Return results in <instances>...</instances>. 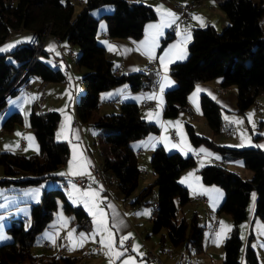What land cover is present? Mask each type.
Here are the masks:
<instances>
[{
    "label": "trees",
    "instance_id": "16d2710c",
    "mask_svg": "<svg viewBox=\"0 0 264 264\" xmlns=\"http://www.w3.org/2000/svg\"><path fill=\"white\" fill-rule=\"evenodd\" d=\"M218 1L229 22L221 29L211 23L194 26L188 57L173 62L170 67L178 83L165 91L166 116H176L188 108L189 92L202 80L220 78L221 85L236 86L239 111L257 103L264 94V0ZM104 3H112L114 9L101 16L94 15L92 9ZM156 16L154 6L137 0H86L84 8L76 13L73 0H0V44L18 29L37 31L35 41H19L7 51L15 61L7 60V52L0 53V108L5 106L6 91L19 71L26 67L29 69L24 80L34 74H40L44 81L68 78L63 68L40 57L44 50L29 65L35 55L39 35L46 32L66 37L80 46L77 63L87 67V71L82 75L85 88L78 97L76 111L84 122L89 121L93 111L99 107L101 91L125 81L138 88L143 85L144 76H147V85L155 84L158 73L152 70L118 72L116 64L107 55L106 46L97 40L96 33L100 18L105 17L110 36L139 37L144 32L145 22ZM15 83L10 89L12 93L19 89L15 88ZM200 101L207 121L219 132L224 125L220 104L207 93L201 94ZM60 118L61 113L56 109H31L29 119L39 149L31 153L0 151V164L4 169L0 183L13 181L21 186L39 183L54 175L53 171L68 160L69 142L55 136ZM22 120L23 114L13 110L5 118L3 127L11 130ZM95 124L108 128L106 139L112 146L100 163L103 175L111 172L122 192L129 195L138 186L142 173L138 154L130 142L151 131H158L160 125L142 117L139 104L134 100H124L118 111L101 114ZM186 124L195 144L204 142L227 157L239 156L253 171L251 176L245 177L217 162L206 163L199 168L205 182L216 183L225 191L217 211L228 212L233 218L232 229L224 241L221 264H240L243 241L239 226L248 217L253 192H256L255 213L264 219V149L260 146L221 144L213 137L198 133L191 122ZM125 145L126 149L123 148ZM151 163L155 178L138 191L133 203L143 202L157 186V199L151 215L153 230L166 227L174 248L202 252L205 226L200 222L198 212L194 211L189 218L185 215L179 218L177 214L179 206L192 199L188 187L178 180V176L182 169L196 163L195 156L191 153L185 155L180 150L168 151L163 144H158L151 153ZM60 199L64 201V210L72 214V221L78 229H91L90 214L83 205L70 201L64 187H44L41 199L32 202L30 226H26L23 219L8 225L12 239L0 244V264H77L79 257L63 250H46L38 254L33 251L37 233L52 220ZM253 236L251 229L245 247L246 264H259L258 253L251 244Z\"/></svg>",
    "mask_w": 264,
    "mask_h": 264
},
{
    "label": "crops",
    "instance_id": "0c3cea01",
    "mask_svg": "<svg viewBox=\"0 0 264 264\" xmlns=\"http://www.w3.org/2000/svg\"><path fill=\"white\" fill-rule=\"evenodd\" d=\"M137 1L151 4L157 11V16L155 18L149 19L145 22L144 32L141 36L113 37L108 34L106 29L107 25L105 24H103L101 31H99L98 26L96 36L97 40L106 46L107 55L116 64L118 72L152 70L158 73L156 83L147 85V76H144L143 85L138 88L132 87L130 82L125 81L101 91L100 95L103 96L106 104L97 108L96 115L99 117L103 113L118 111L120 104L124 100L137 101L139 104L140 115L148 120L157 122L160 125L158 131H151L145 136L131 140L130 145L137 154L145 151L152 153L153 149L158 144H163L167 149L174 148L183 153L188 152V154H193L196 158V162L198 161L200 164L199 168L206 163L215 162V158L227 159L224 164L229 162L230 158L222 152L217 153V150L204 142L195 144L189 135L186 124L187 121L194 125L196 131L197 124L201 122L202 131L199 133L213 137L221 144L228 146H260L264 149V94L261 95L257 103L252 104L245 111H239L237 108V87L234 85H221L220 78L198 81L189 92L188 109L180 111L176 116H166L164 114L165 91L167 88L178 83V78L170 72V67L173 62L188 57V45L192 39L194 26H204L211 23L218 29H221L229 22V17L221 8L219 1ZM179 3H194V5L188 7L186 11H182L179 8ZM85 4L77 7L75 5V11L78 12L82 10ZM111 9L112 6L105 5L100 7L99 5L94 7L92 12L97 16L98 14L104 13L103 11ZM163 9H170L177 14L179 18L175 23H170V19L167 17L162 18ZM160 24L165 26L159 29V34H156L155 29H149L148 27L149 25ZM262 28L264 29V20L262 21ZM189 35L190 38H186ZM154 36L155 40L153 46ZM36 37L37 31L18 29L11 37L0 44V49L7 44L16 45L19 41L33 42ZM7 51L8 49L4 52ZM79 52L80 47L76 43L71 42L66 37L60 38L50 34L46 39V47L40 57L54 66L63 68L67 72L68 78L64 81H44L40 74H34L30 78L32 82L30 88L26 90H23L24 88H19L17 90H22L24 92L21 94V101H27V107L37 108L36 104L42 93V87H44V104L37 109H56L60 111L61 118L55 136L58 139H66L69 142L70 154L68 160L63 164H60L53 171L54 175L50 176L56 177L55 179L57 180L47 178V182L56 181L57 185L64 187L70 201L71 199L73 201L76 200L75 202L77 203L75 204L83 205L90 214L92 222L89 231L78 229L76 223L72 221L70 213L65 210L66 214L60 212L58 216L59 218L56 220L52 219L44 228L47 229L45 232L46 236H43L41 239V246L44 248V251H46L47 248L43 246L42 240L46 239L50 241L52 245L53 243L55 245V248L52 249L54 251L51 252L63 250L71 255L78 256L79 259L86 256V259H88V257L90 259V261L85 260L89 264H123V262L129 257L133 258L134 264H158L160 261L165 264H171L176 258L183 257V255L188 256L193 261V264H221L224 258V241L233 225V221L231 218L228 220L227 217H224L225 220L223 222L222 214L217 211L225 193L220 192L218 188H212L213 186L211 185L214 183H210L208 186L206 184L200 185L201 188L206 189L202 191L204 193L200 194H203L208 198L207 205L209 206H205V210L217 211L219 212V215H215V212L213 214L211 213V226L207 232V237H205L204 227V250L197 253L183 247L179 249L174 248L168 235V228L163 227L159 231L153 230L151 219L153 210L150 208L145 207L144 209L139 208L137 210L132 205H123L122 201L125 203V199L123 200V192L121 193L117 190L116 195V193L113 194L111 191L113 189L110 188V183L114 182L116 179L112 173L105 174L100 180L91 174L92 163L100 164L101 161H97L93 151L94 143H96L93 133H95L96 130L94 128L91 129L89 138L88 133L90 131V126L78 117L76 111L78 97L85 88L82 75L87 71V67L81 66L77 63ZM162 58L164 63H161ZM165 77H167V81L165 80ZM202 93H207L220 104L224 126L228 125L225 127L229 128L231 125L232 127L229 134H225L222 131L216 132L205 118L203 112H197L198 119L196 120L189 118V113L193 112L194 109L201 108L199 97L201 98ZM116 97L120 98L118 102L112 103L109 101ZM72 98H74V109L71 108ZM145 100L150 102L146 103ZM3 116L4 112H1L0 151L12 150L31 153L39 149V143L34 133L30 128L25 127L24 125L16 123L11 130H8L11 131V133L8 134L10 135L9 139H4L3 130L5 128L3 129V124H1ZM249 117L251 118L249 119ZM23 123H25L24 120ZM173 131H175V135H173ZM219 133L224 135H219ZM21 136L25 137L26 142L24 143L23 148L18 150L17 147ZM29 137H31V139H29ZM201 149L205 151H201ZM235 159H239L237 165H239L240 170L246 172L247 177L251 176L252 173L247 172L245 168H242L244 167L242 158H232V161H236ZM3 172L4 169H0V177L4 176ZM181 173L182 170L179 174L181 175ZM76 176H83L86 183L79 182ZM149 179L141 180L140 177L136 189L139 191L144 185L151 182V179L148 181ZM20 188H22V192L26 194V197H23V199H26L27 201H31L34 196L40 195L42 190L41 186H20ZM212 189H214V194ZM215 190L217 192H215ZM85 192L95 193V196L83 197L82 194ZM207 192L209 194H207ZM196 193V198L198 200L199 192ZM12 195V202L16 203L18 201H23L21 197L14 196L16 193ZM128 196L129 195L125 194V197ZM184 205L179 206L177 213L179 218L183 215L188 217L184 211ZM255 205L256 192H253L248 205L247 220L245 219L240 224L243 232V235H241L243 244L240 253V264H246L245 247L248 241L249 231L252 229L255 235L254 225L258 218V215L255 213ZM101 209L104 213L103 219L112 232V241L114 244L113 251L123 252V255L119 259L115 257L113 252L109 251V249L105 248L99 242L101 235L96 234V221L99 217L94 216L93 213L98 212V210ZM182 210L184 213H182V216H179ZM194 211L198 212L200 220L202 217L201 211L199 209H194ZM12 212L14 213V211ZM140 212L143 214V217L140 215ZM203 213H205L204 210ZM191 215L189 217H191ZM204 216L206 221L203 223L200 220V222L205 226V223H207V217L205 214ZM61 217H63V222L61 221ZM68 220L70 221L68 222ZM120 221H122V224L119 223ZM215 222L217 223L216 228L213 227ZM81 233L85 234V239L83 241L80 239ZM103 235L107 236V233H104ZM93 236H95L94 239ZM124 236H128L129 238L126 239L121 246L119 241L121 237ZM0 237H2L0 238V244L4 243V241L11 240V237H4V235H1ZM131 237H133L132 240H130ZM261 244H263L261 246H263L264 251V243ZM95 245L102 247V254L94 249ZM65 247H67L68 250H66ZM180 251H183L182 253L184 254ZM194 254H196L195 257L193 256ZM258 256L259 264H264V254H258Z\"/></svg>",
    "mask_w": 264,
    "mask_h": 264
},
{
    "label": "rangeland",
    "instance_id": "374dc122",
    "mask_svg": "<svg viewBox=\"0 0 264 264\" xmlns=\"http://www.w3.org/2000/svg\"><path fill=\"white\" fill-rule=\"evenodd\" d=\"M73 1H74V4L76 5V7L77 6H83L86 3V1L85 2H81L79 0H73ZM105 5L112 6V9L111 10H105L106 12L112 11L114 9V5L112 3H104V4H101L100 7L101 6H105ZM105 11H103V12H105ZM75 13H76V11H75ZM101 14H98L97 16H100ZM103 24L107 25V20H106L105 17H102L100 19L99 31L102 30ZM9 45H11V47H7ZM9 45L8 44L4 45L2 49L10 50V49H12L15 46V44H9ZM4 51H6V50H4ZM6 57H7V60H9V61H13V60L15 61V58L13 57V55L11 53L7 52V56ZM42 89H43V87H42ZM23 90H26V89H23ZM22 93H24L22 90H19L16 93H12V92L8 93L5 106L3 108H0V113L4 112V116L2 118L1 124H3L5 118L8 116V114L11 111L19 110L23 114V120H24L25 123H23V120H22L20 122H17V124L24 125L25 127L30 128L31 131L34 133V135L36 137V134H35L33 128L31 127L30 119H29V113H30L32 108L27 107V101H21V97H22L21 94ZM44 94H45V91H43V95L42 96L40 94V98H38V101H37V104H36L37 108L43 106V104H44ZM41 98H43V102H42ZM41 102H42V104H41ZM199 102H200V97H199ZM73 104H74V98L71 99V108L72 109H74ZM103 104H106V102H105L103 96L100 95V105L99 106H102ZM197 105H198V103H197ZM186 109H188V108H186ZM197 112H201L202 113V108L199 107V109H194L193 112L188 114L189 118L190 119H195V120L198 119V113ZM96 113H97V109H95L93 111V114H92L90 120L85 122V123H87L88 126H90L89 127L90 131L88 133L89 138H90V134H91V129L94 128L96 130V132L93 133V137H94V139L96 141V143H94L93 151L95 153L97 161L98 162H100V161L102 162L104 153H106V151L108 149H110L112 146L107 142V139H106V132L108 131V128L95 124V122L98 120V116L96 115ZM225 126H228V125H225ZM225 126L222 125L220 131H222L225 134H229L230 132L227 131V128ZM2 127H3V125H2ZM3 129H4V127H3ZM197 131H198V133L199 132L201 133V131H202L201 122H199L197 124ZM3 133H4V137H5L4 139L8 140L9 137H10V135H8V134H10L11 131H8V129H4ZM219 135H224V134L219 133ZM94 139H93V141H94ZM123 148L126 149L127 146L125 145V146H123ZM167 150L168 151H173V150H178V149L168 148ZM22 153H25V152H22ZM217 153H220V151L217 150ZM184 154L188 155V152H184ZM229 158H230V161L227 162L226 165L231 170L238 171L239 173H241L243 176L246 177L247 173L243 172L242 170H240L239 165H237V162L239 161V159H235L236 161H232V158H234V156H229ZM235 158H240V157L239 156H235ZM138 162H139L140 167L142 168V173L140 175L141 180L149 179V178L151 179V181L154 180L155 173H154V170L152 168V163H151V152H146L145 151L143 153H139L138 154ZM98 165H100V164H98ZM199 165L200 164L197 161L193 165H190V166L182 169V173H181V175L179 174L178 180L184 186L189 187L188 189H189V192H190V194L192 196L191 201L188 202L186 205H184V211L186 212L188 217L191 215V213L194 211V209H199L201 211V215H202L200 220L204 223L206 221L204 214L206 215L207 223H205L206 224L205 225V237H207V232L209 231L210 226H211L210 225L211 213L213 214L215 212L216 213L215 215L218 216L219 212L214 211V210H210V209H209L210 211H208V210L206 211L205 210V206H209V205H207V203L202 202L199 198H198V200L196 198V195H197L196 192H199L198 194H200V193H204L202 191L206 190L204 188H201L200 185L201 184H206L208 186V184H210V183H205V181L202 179V173H201V171L199 169ZM242 168H245L247 170V172L253 173V171L250 168L246 167L245 165ZM0 169H3V165L2 164H0ZM108 173H111V172H108ZM3 174H4V172H3ZM102 174H103V172H102V169L100 168V175H101L100 177H104V175L107 174V173L105 172L104 175H102ZM17 175H14V176H17ZM49 178L57 180V179H55L56 177H48V179ZM150 179L148 181H150ZM46 182H47V178L42 180L39 183L29 184L27 186H41L42 190H43L44 187H55V186H57V184H56L57 182L56 181L47 182V183ZM20 186L21 185L15 183L13 181L9 182V183H0V236L4 235V237H11V239H12V233L10 231H8V229H7L8 225L12 221H20L21 219H23L26 226H30V224H31V206H32V202H36V201H39L41 199L42 190H41V194L40 195H36V196H34L32 198L31 201H27L26 199H23V197H26V194L22 192V188H20ZM27 186L24 185L22 187H27ZM211 186H213L212 188H218V190H220V192H224L225 193L223 187H221L220 185L214 183ZM110 188L113 189V190H111L113 194L116 193V195H117V190H118V192L122 193V191L118 188L117 179H115L114 182L110 183ZM3 191H5V192H3ZM137 191H138L137 189L133 190L129 194L128 197H125V194L122 193L123 194V200L125 199V203L122 201L123 205L124 204L132 205L137 210L139 208L144 209L145 207H148L151 210H153L154 209V205H155V201L157 199L158 187L155 186L153 191L145 198V200L143 202L133 203L132 201L134 200L135 196L137 195V193H138ZM212 192L214 194V189H212ZM215 192H217V191L215 190ZM14 193H16V195H14V196L21 197L23 199V201L22 202L18 201L16 203L12 202V197H13L12 194H14ZM6 194H8V195H6ZM207 194H209V193L207 192ZM75 201H73L71 199V202L77 203ZM63 205H64V201L60 199L59 200V206L56 209V211L54 213V216L52 218L53 220H56V219L59 218L58 216H59L60 212H62V214H66V212L63 209ZM203 210H204L205 213H203ZM12 211H14V213ZM182 213H184L183 210L180 212L179 216H182ZM220 213L223 216V218H222L223 222L225 220L224 217H227L228 220L231 218V220L233 221L232 215L230 213L225 212V211H222ZM140 215L143 217V214L141 212H140ZM71 218H72V214H71ZM61 221L63 222V217H61ZM69 221L70 220H68V222ZM213 227L216 228L214 226V224H213ZM231 229H232V226H231ZM231 229H230V231H231ZM46 230L47 229H43L42 231L37 233L36 240H35V245L33 246V251L35 253H37V254L38 253H42L44 251V248L41 246V239H42L43 236H46L45 235ZM240 230H241V225L239 226V231ZM230 231H229V233H230ZM254 231H255V235L252 238V246L256 249L258 254H260V255L264 254L263 246H261V245H263L261 243H264V219L262 217H260V216H258L257 221H256V223L254 225ZM240 234L243 235L242 230L240 231ZM43 246L46 247L47 250L49 249L51 251H54L52 249L55 248L54 243H53V247H47L45 245H43ZM193 256L195 257L196 254H194ZM83 258H84V260L90 261V260L86 259V256L80 258L78 261H81Z\"/></svg>",
    "mask_w": 264,
    "mask_h": 264
},
{
    "label": "snow or ice",
    "instance_id": "6c2138e0",
    "mask_svg": "<svg viewBox=\"0 0 264 264\" xmlns=\"http://www.w3.org/2000/svg\"><path fill=\"white\" fill-rule=\"evenodd\" d=\"M161 8H162V6H161ZM163 17L169 18L170 19V23H175V21L179 18L177 16V14L174 13V12H172L170 9H163V16H162V18ZM164 26L165 25L160 24V25H149L148 27H149V29H155L156 30V34H159V29L162 28V27H164ZM186 38H190V35L188 37H186ZM154 40H155V36L153 37V46H154ZM7 47H11V45H9ZM109 47H111V46H109ZM173 47H176V46H173ZM4 50H6V49H0V51H4ZM149 54H150V52H149ZM161 63H164L163 58L161 59ZM165 80L167 81V77H165ZM250 118L251 117H249V119ZM29 139H31V137H29ZM201 151H205V150L201 149ZM82 196L83 197L95 196V193L85 192V193L82 194ZM86 206H87V202H86ZM93 215L99 217L97 219V221H96V223H97L96 234L101 235V239H100L99 242L105 248L109 249V251L113 252V254L115 255V257L117 259H119L123 255V252H121V251H113L114 244H113V241H112V232H111L110 228L108 227L107 223L105 222V220L103 219V216H104L103 210L102 209L101 210H98V212H94ZM114 216H115V213H114ZM119 223L122 224V221H120ZM104 233H107V236H104L103 235ZM0 238H2V237H0ZM94 238H95V236H93V239ZM128 238H129L128 236L121 237V239L119 241L120 245L122 246L124 244V241L126 239H128ZM80 239H81V241H83L85 239V234L84 233H81L80 234ZM137 248H138V246H137ZM133 250H136V249H133ZM123 264H134V260H133L132 257H129L127 260H125L123 262Z\"/></svg>",
    "mask_w": 264,
    "mask_h": 264
},
{
    "label": "built area",
    "instance_id": "2783aa9c",
    "mask_svg": "<svg viewBox=\"0 0 264 264\" xmlns=\"http://www.w3.org/2000/svg\"><path fill=\"white\" fill-rule=\"evenodd\" d=\"M79 1H81V2H85L86 0H79ZM192 5H194V3H190V4L179 3V8H180V10H182V11H186V10L188 9V7H190V6H192ZM49 35H50V33L40 34L35 44H40V48H41V47H46V39H47V37H48ZM22 73H23V70H20L19 73H18V75H17V77H16L15 80L12 82V84L10 85V87L8 88V90H7L6 92H10V89H11V88H14V82H15L17 79H20V74H22ZM29 86H30V84H24V89H28ZM43 90H44V88L42 89V93H41V95L43 94ZM119 100H120V98H119V97H116V98H112V99H110L109 101H113L114 103H116V102H118ZM145 101H146V103H149V102H150V101H148V100H145ZM229 129H231V125L229 126ZM173 135H175V131H173ZM25 142H26V141H25V137H24V136H21V137H20V142H19L18 147H17L18 150H20V149L23 148ZM226 161H227V159H225V158H222V159H217V158H215V162H217V163H225ZM91 174L94 175L98 180H100V178H99V169H98V168L95 166V164H93V163H92V165H91ZM76 178H77V180H78L79 182H81V183H86V180H85V178H84L83 176H76ZM198 197H199L204 203H207V202H208V198H207L205 195H203V194H198ZM214 226L216 227V222L214 223ZM132 238H133V237H131L130 240H132ZM44 241H48V240L43 239V240H42V243H44ZM65 249L68 250L67 247H65ZM95 250L98 251L100 254L103 253V249H102L101 246H95ZM50 251H51V250H50ZM180 252L182 253L183 251H180ZM88 260H90L89 257H88ZM87 264H88V263H87ZM158 264H165V263L159 262ZM171 264H182V257L176 258V259L173 261V263H171ZM192 264H193V261H192Z\"/></svg>",
    "mask_w": 264,
    "mask_h": 264
},
{
    "label": "bare ground",
    "instance_id": "6f19581e",
    "mask_svg": "<svg viewBox=\"0 0 264 264\" xmlns=\"http://www.w3.org/2000/svg\"><path fill=\"white\" fill-rule=\"evenodd\" d=\"M46 33H48V32H46ZM36 45V50H35V55H33L34 57L33 58H31V60H30V62H29V65L30 64H33L36 60H37V58L41 55V53H42V51L44 50V48L45 47H41L40 48V44H35ZM28 67H26L25 69H24V71H23V73L22 74H20V79H18V80H16L17 81V83H15V88H24V84H30V86H29V88L32 86V83H31V79H29V77H28V79L27 80H24L25 78H24V75L25 74H28L27 72H28ZM31 78V77H30ZM44 88V87H43ZM44 91V90H43ZM8 93H10V92H8ZM43 95V94H42ZM41 95V96H42ZM41 100H42V102H43V98H41ZM41 102V103H42ZM110 102H112V103H114L113 101H110ZM225 131V130H224ZM227 131H229V132H231V129H229V128H227ZM95 166L99 169V178L101 179V178H103V177H100L101 175H100V166L98 165V164H95ZM103 175V174H102ZM216 226H217V223H216ZM44 245L45 246H47V247H52V245H51V243L49 242V241H44ZM95 246H99V245H95ZM95 246H94V249H95ZM182 254H184V253H182ZM181 254V255H182ZM160 262H162V261H160ZM88 262L87 261H85L84 259L83 260H81V261H78L77 262V264H87ZM163 263V262H162ZM89 264V263H88ZM182 264H192V260L188 257V256H184L183 255V257H182Z\"/></svg>",
    "mask_w": 264,
    "mask_h": 264
}]
</instances>
